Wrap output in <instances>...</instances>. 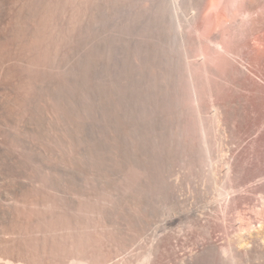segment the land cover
Returning a JSON list of instances; mask_svg holds the SVG:
<instances>
[{
  "label": "rangeland",
  "instance_id": "rangeland-1",
  "mask_svg": "<svg viewBox=\"0 0 264 264\" xmlns=\"http://www.w3.org/2000/svg\"><path fill=\"white\" fill-rule=\"evenodd\" d=\"M245 1L0 0V264H264Z\"/></svg>",
  "mask_w": 264,
  "mask_h": 264
},
{
  "label": "bare ground",
  "instance_id": "bare-ground-1",
  "mask_svg": "<svg viewBox=\"0 0 264 264\" xmlns=\"http://www.w3.org/2000/svg\"><path fill=\"white\" fill-rule=\"evenodd\" d=\"M261 0H246L245 1V9H246V19H248L249 22H253L254 18V11H255V7L257 4H261L260 3ZM245 12V11H244ZM260 14V13H259ZM258 14V15H259ZM261 15V14H260ZM259 15V16H260ZM258 16V17H259ZM262 16V15H261ZM261 18V17H260ZM259 21V20H258ZM249 27H251L250 25H248ZM256 36V35H255ZM255 40V39H254ZM257 43V42H256ZM258 45V44H257ZM191 87V86H190ZM125 135V134H124ZM126 137V136H125ZM124 138V137H123ZM128 138V137H127ZM135 144V143H134Z\"/></svg>",
  "mask_w": 264,
  "mask_h": 264
}]
</instances>
